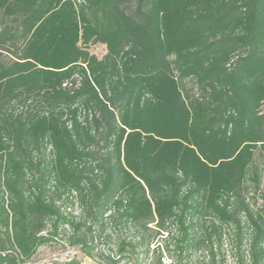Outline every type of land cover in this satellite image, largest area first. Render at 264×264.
<instances>
[{
    "label": "trees",
    "instance_id": "trees-1",
    "mask_svg": "<svg viewBox=\"0 0 264 264\" xmlns=\"http://www.w3.org/2000/svg\"><path fill=\"white\" fill-rule=\"evenodd\" d=\"M263 179L264 0H0V264H264Z\"/></svg>",
    "mask_w": 264,
    "mask_h": 264
},
{
    "label": "rangeland",
    "instance_id": "rangeland-1",
    "mask_svg": "<svg viewBox=\"0 0 264 264\" xmlns=\"http://www.w3.org/2000/svg\"><path fill=\"white\" fill-rule=\"evenodd\" d=\"M89 52L96 55L97 57H101L103 53H105V49L99 45H92L89 48ZM264 186V179H263ZM73 213L78 214L79 211L76 207H74ZM100 243H103L100 240ZM226 244L223 247V251L225 253V263L224 264H234L233 258L230 254L229 244ZM99 251H102L104 256L108 255V252L111 251V247L106 244H99ZM114 253V252H112ZM203 258L202 253H197L193 256V259ZM76 261L78 264H110L107 263L103 258L95 256L93 259L86 258L82 252L78 250V248H69L62 244V242H55L48 246L41 247L35 257L31 260L29 264H61L69 261ZM152 259L149 260L151 262ZM163 264H169L170 261L166 257L162 260ZM118 264H128L125 260L120 261ZM220 264V263H218Z\"/></svg>",
    "mask_w": 264,
    "mask_h": 264
}]
</instances>
